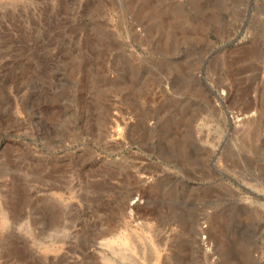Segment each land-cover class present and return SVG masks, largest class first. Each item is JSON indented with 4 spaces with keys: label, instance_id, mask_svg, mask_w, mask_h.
<instances>
[{
    "label": "rangeland",
    "instance_id": "374dc122",
    "mask_svg": "<svg viewBox=\"0 0 264 264\" xmlns=\"http://www.w3.org/2000/svg\"><path fill=\"white\" fill-rule=\"evenodd\" d=\"M0 264H264V0H0Z\"/></svg>",
    "mask_w": 264,
    "mask_h": 264
},
{
    "label": "bare ground",
    "instance_id": "6f19581e",
    "mask_svg": "<svg viewBox=\"0 0 264 264\" xmlns=\"http://www.w3.org/2000/svg\"><path fill=\"white\" fill-rule=\"evenodd\" d=\"M200 231H201L200 235L206 233V231L204 229H201Z\"/></svg>",
    "mask_w": 264,
    "mask_h": 264
}]
</instances>
